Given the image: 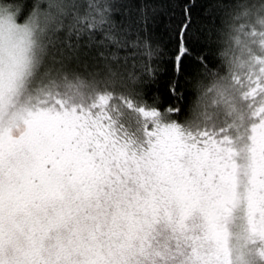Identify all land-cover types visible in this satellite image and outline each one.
Segmentation results:
<instances>
[{
	"label": "snow or ice",
	"instance_id": "snow-or-ice-1",
	"mask_svg": "<svg viewBox=\"0 0 264 264\" xmlns=\"http://www.w3.org/2000/svg\"><path fill=\"white\" fill-rule=\"evenodd\" d=\"M17 17L0 4V264H264V54L237 69L245 103L226 128L139 108L133 139L109 115L128 98Z\"/></svg>",
	"mask_w": 264,
	"mask_h": 264
},
{
	"label": "trees",
	"instance_id": "trees-1",
	"mask_svg": "<svg viewBox=\"0 0 264 264\" xmlns=\"http://www.w3.org/2000/svg\"><path fill=\"white\" fill-rule=\"evenodd\" d=\"M0 4L14 6L18 22L40 16L46 42L49 36L71 40L75 51L67 53L69 70L95 79L96 90L127 97L133 105L121 104V112L109 113L121 130L117 134L126 130L133 139L140 136L139 108L155 111L161 122L180 127L226 128L230 124L216 117L219 108H205L206 120L199 118L201 102L225 92L242 107L231 87L229 55H239L235 42L250 49L243 55L245 65L264 54L260 23L264 0H0ZM53 5H59L54 12ZM46 14L52 19L46 20ZM71 99L75 103V97Z\"/></svg>",
	"mask_w": 264,
	"mask_h": 264
},
{
	"label": "rangeland",
	"instance_id": "rangeland-1",
	"mask_svg": "<svg viewBox=\"0 0 264 264\" xmlns=\"http://www.w3.org/2000/svg\"><path fill=\"white\" fill-rule=\"evenodd\" d=\"M29 21L36 22V23H38L40 25L41 28H43V19L40 16H34L33 18H29L26 21L19 22V23L27 24V23H29ZM44 32H46V31L43 28V32L41 34L42 36H43ZM233 49H234V52L235 51H239V55L238 56H235V55L234 56H230L229 55L230 60L228 61L229 64H230V67H231V73H233V76H234V78H233V82L234 83L232 84L231 87L233 88L232 90L235 91V88H236L235 86H237L236 85V80L242 74H240L238 72H237V74L236 73L234 74V72L237 71L238 68L242 69L243 67L247 66V65H245V61L243 59V57H244L243 55L247 54V53L249 54L250 49L248 47L247 48L242 47L241 44L238 43V42H235ZM232 90H230V91H232ZM210 92H211V90L208 91V93H210ZM224 93L225 92H222V93L219 92V93H217L216 98L207 97L206 100H204L205 101L204 103L201 102V104H200L201 106L199 107L200 109H199V111L197 113L199 118H203V119L206 120L208 113H207V111H205V108H207V109H218L219 108V111H218L219 115H216V117L220 116V119H218V120L219 121L221 120L222 123H228V124L233 123L236 120V118H237L238 111L243 108V105L241 104L242 107H236L237 106L236 105L237 101H234V99L231 96L228 97L227 94H224ZM241 103L244 104L245 102L241 100ZM201 128H207V127H206V125L202 124L198 129H201Z\"/></svg>",
	"mask_w": 264,
	"mask_h": 264
},
{
	"label": "clouds",
	"instance_id": "clouds-1",
	"mask_svg": "<svg viewBox=\"0 0 264 264\" xmlns=\"http://www.w3.org/2000/svg\"><path fill=\"white\" fill-rule=\"evenodd\" d=\"M17 22H18V17H17ZM33 39L36 40L37 44L46 43V37L42 36L38 31L34 32ZM33 51L36 52L37 54H39V49L38 48L34 47ZM50 51H51L50 48H46L45 49V55L43 57L45 62L49 59L48 53ZM61 92L63 93V89H61ZM85 101H86L85 98H82V97H79V96L75 97V103H80V102H85Z\"/></svg>",
	"mask_w": 264,
	"mask_h": 264
}]
</instances>
